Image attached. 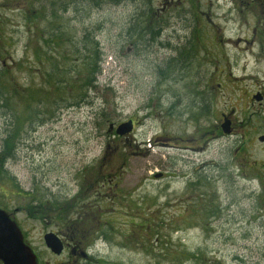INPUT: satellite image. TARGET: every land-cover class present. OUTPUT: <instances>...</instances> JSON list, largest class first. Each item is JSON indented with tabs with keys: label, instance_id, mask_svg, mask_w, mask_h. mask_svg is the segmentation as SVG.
Masks as SVG:
<instances>
[{
	"label": "rangeland",
	"instance_id": "1",
	"mask_svg": "<svg viewBox=\"0 0 264 264\" xmlns=\"http://www.w3.org/2000/svg\"><path fill=\"white\" fill-rule=\"evenodd\" d=\"M236 2L0 0V208L39 264H264V13Z\"/></svg>",
	"mask_w": 264,
	"mask_h": 264
},
{
	"label": "water",
	"instance_id": "2",
	"mask_svg": "<svg viewBox=\"0 0 264 264\" xmlns=\"http://www.w3.org/2000/svg\"><path fill=\"white\" fill-rule=\"evenodd\" d=\"M256 99L261 100L262 96L258 95ZM221 127L224 133H231V122L228 117L225 116ZM113 128L114 124L110 127L111 131ZM132 128V122L121 123L116 127L115 133L123 136L131 132ZM259 140L264 142V135L260 136ZM44 241L54 254L61 255L63 253L65 244L55 233H46ZM82 255L86 256L85 253ZM0 262L1 264H39L38 255L25 242L23 232L17 222L2 208H0Z\"/></svg>",
	"mask_w": 264,
	"mask_h": 264
},
{
	"label": "trees",
	"instance_id": "3",
	"mask_svg": "<svg viewBox=\"0 0 264 264\" xmlns=\"http://www.w3.org/2000/svg\"><path fill=\"white\" fill-rule=\"evenodd\" d=\"M49 37L45 39V42L47 43V45H51L52 44H56V42H54L55 40V33H50L48 32ZM82 49L83 51H87L89 54L87 56H85V58L83 59L84 61L89 60V59H93V63L91 65L92 70L94 72H96L97 74H99L101 72V67H100V63L102 62L101 59V53H100V46H99V42L93 37L91 36V33H85L84 34V38L82 40ZM58 45V44H57ZM77 47V46H76ZM73 55H81L80 52V48L77 47V50L75 52L72 53ZM87 57V59H86ZM73 71L75 72L76 69L75 67L72 68ZM68 74V73H67ZM93 75V77L90 78V80L94 82H97V80L95 79V74L91 73ZM68 76H71V79L73 81H76V79H73L75 77V75H71L70 73L68 74ZM70 78V77H69ZM69 82V79H66ZM92 81L90 82V85L92 86ZM85 86H88L87 83H85ZM90 90V88L88 87H84V93L82 96V99H80L81 102H87V98H88V91ZM88 90V91H87ZM79 101V102H80ZM8 124L6 125L8 130L4 139H3V146L1 147V152H0V163L4 164L8 159H11L15 156V152H16V146H17V142H18V138L19 135L15 134L13 131H10L11 129V124L9 122H7ZM83 252H81L82 254Z\"/></svg>",
	"mask_w": 264,
	"mask_h": 264
},
{
	"label": "flooded vegetation",
	"instance_id": "4",
	"mask_svg": "<svg viewBox=\"0 0 264 264\" xmlns=\"http://www.w3.org/2000/svg\"><path fill=\"white\" fill-rule=\"evenodd\" d=\"M236 4L237 5H239V6H242L243 4H247V6H250L251 8H253L252 10H259L262 14L264 13V0H237V2H236ZM160 40H162L161 39V37H160ZM168 42H169V40H167ZM225 116L227 117V115H224V118H225ZM230 120V119H229ZM128 122H132V124H133V128H132V131L135 129V127H134V123H133V121H128ZM230 122H231V120H230ZM232 122H231V131H232ZM131 131V132H132ZM131 132H129L128 134H130ZM3 145H1L0 146V152H1V147H2ZM9 160V159H8ZM7 160V161H8ZM6 163V162H5ZM4 163V164H5ZM4 164L2 163H0V167H2V168H4ZM73 252H76V249L75 248H73ZM89 258V257H88ZM90 259V258H89Z\"/></svg>",
	"mask_w": 264,
	"mask_h": 264
}]
</instances>
